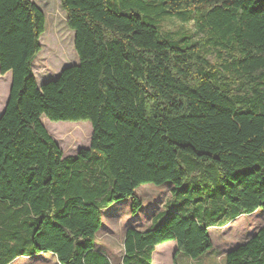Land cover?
Masks as SVG:
<instances>
[{
  "label": "trees",
  "instance_id": "obj_1",
  "mask_svg": "<svg viewBox=\"0 0 264 264\" xmlns=\"http://www.w3.org/2000/svg\"><path fill=\"white\" fill-rule=\"evenodd\" d=\"M61 7L79 63L39 85L33 65L46 16L33 0H0V74L12 75L0 117V244L16 252L6 259L0 250V264L43 254L114 264L97 247L103 212L128 200L136 214V190L147 184L187 180L171 194L196 209L177 206L146 230L128 229L115 264H152L156 247L171 241L197 259L213 248L212 228L264 212V0ZM183 10L202 35L181 47L156 23ZM44 116L89 122L90 148L65 157ZM84 133L65 136L76 145ZM224 264H264V222Z\"/></svg>",
  "mask_w": 264,
  "mask_h": 264
},
{
  "label": "rangeland",
  "instance_id": "obj_2",
  "mask_svg": "<svg viewBox=\"0 0 264 264\" xmlns=\"http://www.w3.org/2000/svg\"><path fill=\"white\" fill-rule=\"evenodd\" d=\"M33 1L46 16L45 31L40 38L41 51L33 65L36 79L39 85H42L55 80L66 67L77 65L79 58L74 48L75 32L67 26V14L61 7V0ZM153 11V16H155L156 10ZM189 16V10H183L173 17L162 16L157 21L156 26L161 33L170 39V42H177L181 47L189 45L202 35L200 32L197 33L194 22L186 23ZM10 83L11 75L9 73L4 76L0 74V113L8 95V85ZM42 123L46 129L47 126L51 129L52 134L60 138H58L61 141V146H59L62 147L64 156L72 157L80 149L90 148L91 125L89 122H51L44 116L42 117ZM73 128L85 131L83 135L78 134L76 136L77 141H80L76 145L73 141L74 138L65 136ZM47 131L49 132V130ZM175 186L179 189L185 188L188 186V181L185 180L180 185L169 182L160 186L154 184L141 186L136 190V195L141 198L143 207L136 214L133 212L132 202L128 200H123L105 211V214H103L104 225L98 234L97 241L110 254L109 257L112 258L114 264L116 261L120 262L122 258L123 241L128 228L145 230L160 213L166 211L170 213L175 207L181 205L183 212L194 213L196 207L193 206V208L187 210L189 206L182 199V193L178 192L175 199H173L171 190ZM262 222H264V212L260 209L253 215L239 217L225 227L212 228L210 235L213 249L197 259H192L184 253H181L179 257H176V253L173 255L172 252L176 249V243L173 241L162 244L156 247L157 256L154 259L155 254L153 255L154 261L152 264H160L162 257V264H224L225 254L246 242L258 230ZM0 250L6 259L8 257L12 258L16 254L8 243L0 244ZM52 256V254H44L39 262L41 264H56V258ZM173 257L176 260H173ZM114 259L116 260L114 261ZM26 260L28 259L25 257H19L14 259L11 264H24Z\"/></svg>",
  "mask_w": 264,
  "mask_h": 264
},
{
  "label": "crops",
  "instance_id": "obj_3",
  "mask_svg": "<svg viewBox=\"0 0 264 264\" xmlns=\"http://www.w3.org/2000/svg\"><path fill=\"white\" fill-rule=\"evenodd\" d=\"M8 74V73H7ZM10 75H11V73H9ZM11 80H12V75H11ZM10 87H11V83L8 85V95H7V97H6V100H5V102H4V106H3V109H2V112L0 113V117L2 116V114H3V112H4V110H5V107H6V104H7V102H8V97H9V91H10ZM91 125V124H90ZM90 129H91V135H92V127H90ZM50 133V135H51V137L55 140V142L58 144V145H60L61 146V144H60V142L61 141H59L58 140V136L57 135H54V134H52V132L50 131L49 132ZM91 138V137H90ZM60 139V138H59ZM62 148V147H61ZM75 155H77V154H75ZM66 157V156H65ZM103 214H105V212H103ZM152 221H151V224H150V226L149 227H147L146 229H148V228H150L151 226H152ZM263 224V222L259 225V228L261 227V225ZM103 225H104V223H103ZM102 228H103V226H102ZM101 228V229H102ZM128 229H132V228H128ZM127 229V230H128ZM145 229V230H146ZM126 230V231H127ZM101 231V230H100ZM142 231V230H141ZM100 233V232H99ZM97 247H98V249L99 250H101L102 252H104L105 254H107V256L109 257V255L110 254H108L105 250H104V248L102 247V245H100L99 244V242L97 241ZM175 247H176V249L172 252V254L174 255L175 253H176V257H179L180 256V254H181V252H179L178 251V249H177V244H175ZM162 248V247H161ZM213 249V248H212ZM228 253V252H227ZM226 253V254H227ZM155 254V255H154ZM172 254L170 255V257L172 256ZM225 254V255H226ZM44 255V254H43ZM153 255H154V259H156V256H157V253H156V251L154 250V252H153ZM41 256L42 255H40V256H36V257H29V258H27L28 260H26L25 261V263L24 264H41L40 262H39V260H42V258H41ZM52 257H55L56 258V256H52ZM110 258V257H109ZM161 258V257H160ZM159 258V259H160ZM111 260H112V258H110ZM116 259H114V261H115ZM173 260H176V258H174L173 257ZM153 259H152V263H153ZM116 262H119V261H116ZM160 264H162L163 263V257L160 259ZM55 263L56 264H59V262H58V260H57V258H56V261H55Z\"/></svg>",
  "mask_w": 264,
  "mask_h": 264
},
{
  "label": "bare ground",
  "instance_id": "obj_4",
  "mask_svg": "<svg viewBox=\"0 0 264 264\" xmlns=\"http://www.w3.org/2000/svg\"><path fill=\"white\" fill-rule=\"evenodd\" d=\"M54 35H55V33H54ZM62 36V35H61ZM59 38V37H58ZM64 38V37H63ZM57 39V38H56ZM53 42V41H52ZM43 43V42H42ZM62 44V43H61Z\"/></svg>",
  "mask_w": 264,
  "mask_h": 264
}]
</instances>
